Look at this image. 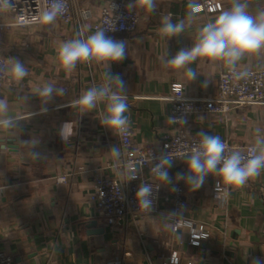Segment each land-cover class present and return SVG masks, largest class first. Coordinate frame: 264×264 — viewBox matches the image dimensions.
<instances>
[{"label": "crops", "instance_id": "0c3cea01", "mask_svg": "<svg viewBox=\"0 0 264 264\" xmlns=\"http://www.w3.org/2000/svg\"><path fill=\"white\" fill-rule=\"evenodd\" d=\"M88 8L92 17L83 29L54 20L50 24L16 26L15 15L0 8V46L9 58L28 70L20 81L8 77L0 86V100L7 109L0 113V251L11 255L13 264H162L177 251L179 264H264V169L239 188L230 186L229 202L222 206L214 196L218 176L209 174L202 187L193 191L185 183L187 201L183 215L205 224L211 237L200 246L188 242V233L172 231V183L162 185L159 212L140 214L108 225L91 200L95 176L117 173L120 149L118 133L101 124L107 101L91 111L73 107L81 93L104 84L108 68L92 61L77 63L66 72L57 50L64 41L95 31L92 24L110 0H75ZM223 9L214 13H193L199 0H156V11L136 7L140 24L135 32L113 33L110 37L127 44L126 57L112 63V74L122 77L128 96L132 145L138 149H159L166 133L175 129L167 118L174 82L184 85L192 97H212L226 68L219 60L200 58L190 65L196 78L187 76V66H165L181 48H191L200 30L231 7L230 0H218ZM134 0H126L127 5ZM244 2V0H242ZM255 15L264 10V0H246ZM191 19H189V14ZM172 22L185 21L184 32L171 38L159 33L164 16ZM241 70L263 69L264 48L245 56L236 66ZM46 84L62 88L47 103L38 89ZM47 108V112L43 109ZM11 119V125L3 123ZM68 123L72 133L61 138ZM191 135H218L242 148L264 138V104L235 107L226 114H191L182 126ZM187 174L182 161L173 163L169 175ZM68 175L66 183L57 178ZM101 230V231H100ZM118 264V263H117Z\"/></svg>", "mask_w": 264, "mask_h": 264}, {"label": "clouds", "instance_id": "9594fccd", "mask_svg": "<svg viewBox=\"0 0 264 264\" xmlns=\"http://www.w3.org/2000/svg\"><path fill=\"white\" fill-rule=\"evenodd\" d=\"M231 7L223 10L214 21L205 24L200 30L196 43L191 48H181L171 59L165 62V66L172 68H184L187 66V76L190 80L196 78V72L188 67L198 57L209 60H219L226 67L235 72L237 64L247 55L259 52L264 48V10L255 15L248 11L246 0H230ZM139 7L148 13L156 11V0H134L127 5L129 10ZM198 7V5L193 6ZM66 10L64 0H53L50 8L43 11L41 20L45 24L52 23L58 15ZM191 13L189 19H191ZM185 29V21L172 22L171 16H164L161 21L159 33L171 38L178 36ZM127 44L123 40H117L107 36L103 29L97 30L86 38L78 33L76 38L64 41L60 44L57 55L61 66L66 72H72L77 63L87 64L95 61L104 64L108 68L105 83L91 87L81 93L78 100L72 101V106L91 111L101 101H107L106 115L101 119V124L116 131L124 133L128 130L129 120L125 113L128 111V96L126 85L122 77L112 74L110 65L122 62L126 57ZM9 72L16 81L23 80L28 70L17 59L10 61ZM247 75L240 72L239 76ZM56 92L63 95L62 88H55L52 84H46L38 89L40 97L47 103ZM7 109V102L0 100V113ZM47 112V108L43 109ZM182 123L187 121L179 118ZM169 123H177V118L169 117ZM11 125V119L3 121ZM72 133L70 124L65 123L60 131L61 138L68 140ZM199 143L192 148L190 153L182 157L187 165V174L177 173V180H186L191 190L195 191L203 186L205 178L209 174L220 178L216 185V191H220V184L232 187H242L247 181L260 174L264 169V138H258L256 143L248 149L245 156L241 150H233L226 154L227 145L218 135H209L205 132L198 133ZM111 152L119 155L120 149L113 146ZM174 158L163 154L159 162L151 169L153 177L162 184H171L172 177L169 169L173 167ZM137 175L133 172L128 175L129 180H134ZM158 190V189H157ZM177 190V189H174ZM225 195L227 192L225 191ZM135 198L139 208L144 211L153 209V185L141 182L138 186ZM171 264H179L178 256L172 253ZM254 264H260L255 260Z\"/></svg>", "mask_w": 264, "mask_h": 264}, {"label": "built area", "instance_id": "2783aa9c", "mask_svg": "<svg viewBox=\"0 0 264 264\" xmlns=\"http://www.w3.org/2000/svg\"><path fill=\"white\" fill-rule=\"evenodd\" d=\"M53 0H0V8L11 11L15 15L16 26H31L42 24L41 15L44 10L51 7ZM66 10L58 15L55 20L63 24H73L76 28L83 29L91 20L92 13L88 8L82 7L75 0H64ZM192 6L193 13L210 12L214 13L223 9L218 0H199ZM140 24V14L137 10H129L126 0H110L100 12L92 29H103L107 36L113 33L135 32ZM4 26L0 22V28ZM9 58L3 53L0 46V86L8 77ZM240 72L247 75L241 77ZM172 105L167 118H177V123H169L176 126L174 130L166 133L162 139L159 149L148 148L138 149L132 145V133L128 130L118 133V142L121 150V160L115 164L117 173L115 176L97 175L93 181V193L91 200L96 210L102 215L108 225H115L128 217H136L140 214L157 213L162 198L166 201L169 197L162 194V183L157 181L151 169L159 162L163 154L174 158V162L182 161L185 153H190L200 140L198 135H191L181 126L184 124L179 118L187 121L191 114H226L231 109L241 106L264 104V68L241 70L236 68L235 72L226 67L220 74L218 89L212 97H192L185 93L184 85L181 82H174L171 86ZM227 145L226 154L233 150H241L246 156L248 149L253 145L242 148L234 146L229 140H222ZM135 173L137 178L129 180L128 175ZM68 175L57 178L60 183H66ZM217 179L214 183V196L222 206H226L230 197V186L220 184V191H216ZM153 185V209L144 211L139 208L135 193L141 182ZM186 180H177L176 175L172 178L173 212L171 216L172 231L178 234L181 230L188 233V242L192 246H200L204 240L211 237V231L205 224L198 223L183 215L187 207L184 196ZM158 189V190H157ZM177 189V190H174ZM225 191L227 195H225ZM178 256L177 251L173 252ZM172 254L162 264H171ZM121 264L116 261L115 264ZM0 264H13L11 255L0 251ZM191 264V263H189Z\"/></svg>", "mask_w": 264, "mask_h": 264}, {"label": "water", "instance_id": "95a60500", "mask_svg": "<svg viewBox=\"0 0 264 264\" xmlns=\"http://www.w3.org/2000/svg\"><path fill=\"white\" fill-rule=\"evenodd\" d=\"M101 231V230H100Z\"/></svg>", "mask_w": 264, "mask_h": 264}]
</instances>
